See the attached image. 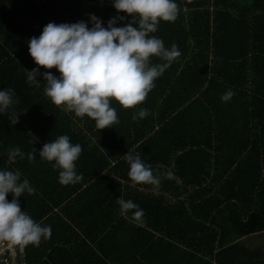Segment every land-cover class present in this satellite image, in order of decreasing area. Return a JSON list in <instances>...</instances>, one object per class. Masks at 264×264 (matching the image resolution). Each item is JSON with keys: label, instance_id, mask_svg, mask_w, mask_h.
Masks as SVG:
<instances>
[{"label": "trees", "instance_id": "1", "mask_svg": "<svg viewBox=\"0 0 264 264\" xmlns=\"http://www.w3.org/2000/svg\"><path fill=\"white\" fill-rule=\"evenodd\" d=\"M175 3L179 8L176 19L161 21L150 35L162 39L165 48L176 44L181 55L155 80L142 104L124 109L113 100L111 106L119 122L99 130L91 118L77 117L54 105L45 95L42 75H37L36 81L28 80V71L38 68L29 55L28 41L39 37L50 22L83 21L91 28L90 16L94 15L106 28L110 19L121 16L124 19H117L114 26L123 27L133 17L118 13L113 0H0V90L14 91V103L6 113H0V165L5 166L3 170L22 171L21 182L31 180L35 193L25 192L17 199L21 210L40 223L45 201L42 204L37 199L41 196L35 186L48 179L54 182L55 175H37L43 171L38 170L37 161L41 166L46 163L39 151L45 143L67 135L73 144L81 145L78 160L89 178L104 169L108 172L102 178H111V167L119 173L120 179L113 180L112 186L102 183L103 191L112 188L114 195L101 203L104 208H117L115 216L109 218V229L103 223V240L113 235V219L117 225L127 222V217L137 220L132 211L121 212L116 201L122 198L140 209L156 211L153 217L165 225L156 227L160 233L157 243L151 241L154 233L144 228L148 217L143 215L141 224H130L136 232L131 233L136 243L132 257L137 261L152 254L156 244L164 250L176 247L178 254L188 256L212 255L219 244L215 253L219 263L225 254L229 264H264L259 250L240 249L238 242L222 249V241L233 242L264 230V0ZM151 63L166 61L152 57ZM46 71L60 76L55 68H38L40 74ZM228 90L234 95L225 102L221 97ZM141 108L149 115L134 120ZM15 115L18 122L12 125L10 118ZM17 147L25 155L9 164L8 151ZM33 148L36 157L28 166V153ZM129 148L139 151L142 161L160 177L159 187L133 186L123 158ZM93 187L99 184H91L79 194L89 193ZM180 193L182 199L178 198ZM167 194H176L177 199ZM80 197L70 202L76 204ZM6 199L11 202L12 194ZM64 200L66 196H61L54 204ZM90 205L85 198L79 208ZM128 246L125 240L120 241V248ZM24 248L29 263L32 244Z\"/></svg>", "mask_w": 264, "mask_h": 264}, {"label": "clouds", "instance_id": "2", "mask_svg": "<svg viewBox=\"0 0 264 264\" xmlns=\"http://www.w3.org/2000/svg\"><path fill=\"white\" fill-rule=\"evenodd\" d=\"M117 12H124L133 19L126 26L115 27L117 16L108 21L107 27L90 16L92 27L83 21L77 23H48L39 37L28 41V52L35 64L46 70L55 68L57 78L50 71L42 74L37 69L28 71V80L36 81L42 75L46 81L45 95L56 106L73 112L77 117L91 118L97 129L112 128L119 122L112 101L124 109L142 104L160 77L181 53L176 44L165 48L162 39L150 33L157 31L161 21L172 22L179 8L175 0H113ZM137 24L133 27L132 24ZM158 57L166 63L152 64L151 58ZM234 92L228 90L221 99H231ZM12 89L0 90V113H6L14 103ZM18 103V100L15 101ZM149 111L141 108L133 119H143ZM12 125L18 122L17 115L10 118ZM35 149L28 153V160L35 159ZM106 152V151H105ZM82 153L80 144H73L67 135L45 143L39 156L55 162L59 182L63 185L75 184L82 180L77 174L75 162ZM24 153L17 147L8 151L9 164L21 159ZM129 165L128 176L136 184L160 185V177L155 176L149 165L141 159V153L129 148L123 155ZM170 175V174H169ZM32 195L35 189L27 179L21 182L19 170H0V244L39 245L41 239L51 236V227L34 221L27 212L21 210L18 199L24 193ZM13 199L9 202L7 194ZM122 213L132 211L133 217L142 219L144 213L131 200L117 198Z\"/></svg>", "mask_w": 264, "mask_h": 264}, {"label": "crops", "instance_id": "3", "mask_svg": "<svg viewBox=\"0 0 264 264\" xmlns=\"http://www.w3.org/2000/svg\"><path fill=\"white\" fill-rule=\"evenodd\" d=\"M115 148L118 151V148ZM27 163L30 166V163L33 164V161L30 162L28 160ZM75 163L79 164L76 165V172L77 174H82V180L75 184L63 185L59 182L60 170L58 168H54L51 162L46 161L45 165L41 166L39 165V161H37L38 170H43L37 175L45 177L52 174L55 175L54 182L48 179L43 181V184L37 182L38 184L35 186L38 192L37 195L41 196L37 199L42 204L45 201V208H42L45 213L42 219L40 217L42 220L40 223L42 224L45 221L43 226L51 227V236L47 239L42 238L38 246L32 245L30 249L31 256L29 257L30 262L28 263L26 261L25 255L21 259L24 264H229L230 258L224 253L221 257L222 263H219V257L215 255L221 247L218 244V240L215 242L218 244V247L214 249V254L212 255H181L178 254L176 247L164 250L160 245L156 244L152 254L144 255L141 258L138 257L139 261H137L132 257L136 244H133L132 233L136 232L131 231L130 224L140 223V220L133 221L132 219H128V217L126 218L127 222H121L119 225L116 224L117 219H113V235L109 236V239L103 240V223H106V229H109V218L115 216L117 208H110L111 206L104 208L101 201L103 202L104 198L108 195L113 196L114 193L111 191L112 188L103 191L102 183L105 182L112 186L113 180L120 179L119 173L117 169L112 171L111 167L108 168L111 169V171L109 170L112 174L110 176L111 178H102L103 174L105 175L108 172L107 169L89 178V172L82 165L81 161L77 160ZM111 165H114V160H111ZM4 167V165H0L1 170ZM29 183L33 186L31 180ZM94 183L99 184V187L90 188L92 191H89V193L79 194L83 189L90 187ZM78 184L81 186L74 189ZM78 195H81V197L75 201L76 204H72L70 201L77 198ZM61 196H66L67 200L59 204H54V200ZM167 196L177 199L176 194H167ZM183 196L180 193L178 198L182 199ZM85 198L90 200L91 205L89 208L80 209L79 205H81L82 200L84 201ZM34 199L36 200V198ZM93 200L95 203H98L94 204ZM98 207L102 209H98ZM46 208H49V210L45 211ZM142 210L144 216L148 217L145 218V220L147 219V224H144V228L154 233V235L152 234L153 236L151 235V241H157L160 233L156 231V227L159 228L164 224L160 223L159 218L153 217L157 214L156 211H152L151 209L147 211ZM208 226L214 227V225ZM126 230H129L130 233H124ZM144 233H140V235L142 236ZM121 240H125L129 246L120 248ZM235 242H238L240 249L242 248L244 250L245 247L254 248L256 251L259 250L261 257H264V230L251 233L248 236H242L233 242L229 240L222 241V249ZM174 243L179 245L180 248H184L182 244H178L175 241ZM193 252L195 253V251ZM257 256L256 258H258Z\"/></svg>", "mask_w": 264, "mask_h": 264}, {"label": "built area", "instance_id": "4", "mask_svg": "<svg viewBox=\"0 0 264 264\" xmlns=\"http://www.w3.org/2000/svg\"><path fill=\"white\" fill-rule=\"evenodd\" d=\"M25 255L23 245L0 244V263L2 264H24L21 259Z\"/></svg>", "mask_w": 264, "mask_h": 264}]
</instances>
